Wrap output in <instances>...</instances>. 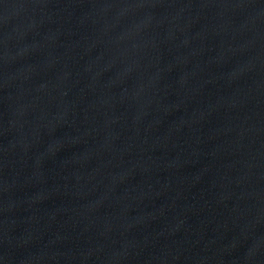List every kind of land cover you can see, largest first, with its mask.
Here are the masks:
<instances>
[{"label":"water","instance_id":"95a60500","mask_svg":"<svg viewBox=\"0 0 264 264\" xmlns=\"http://www.w3.org/2000/svg\"><path fill=\"white\" fill-rule=\"evenodd\" d=\"M0 264H264V0H0Z\"/></svg>","mask_w":264,"mask_h":264}]
</instances>
